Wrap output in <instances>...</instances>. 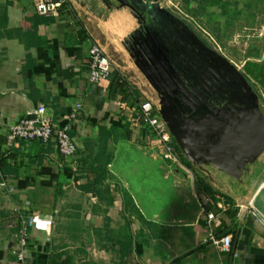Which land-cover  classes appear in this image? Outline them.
<instances>
[{
    "label": "crops",
    "instance_id": "0c3cea01",
    "mask_svg": "<svg viewBox=\"0 0 264 264\" xmlns=\"http://www.w3.org/2000/svg\"><path fill=\"white\" fill-rule=\"evenodd\" d=\"M36 1L0 0V171L6 182L0 186V264H15V231L8 223L17 207L35 216L31 264H264V150L238 178L194 162L222 173L201 175L205 186L192 185L182 203L175 179L133 173L146 164L148 139L162 158L158 138L135 121L129 105V92L141 84L137 72L149 80L134 50L145 37L143 17L118 0H65L57 15L40 14ZM205 6L212 36L251 35V43L242 44L248 50L242 72L227 65L249 87L251 102L259 101L252 84L264 85V0H206ZM95 42L113 61L99 82L89 79ZM151 101L169 128L162 102ZM40 106L76 142L71 160L61 156L54 138L8 139L10 125ZM217 178L243 190L256 187L248 203L237 198L240 208L233 209L215 194L224 192ZM171 182L179 188L164 205ZM148 187L158 200L152 206L142 204ZM208 212L215 214L211 221ZM225 233L232 236L229 252L211 240Z\"/></svg>",
    "mask_w": 264,
    "mask_h": 264
},
{
    "label": "rangeland",
    "instance_id": "374dc122",
    "mask_svg": "<svg viewBox=\"0 0 264 264\" xmlns=\"http://www.w3.org/2000/svg\"><path fill=\"white\" fill-rule=\"evenodd\" d=\"M205 1L206 0H128V2L134 5V8L139 11L144 20L145 37H142L138 43L140 41L152 43L162 52L163 57L170 63L173 69H175L176 73L180 71L179 73H181L182 77L185 79L186 84L190 85L192 88L195 87L198 92L201 91L205 93V96L212 97L213 95L209 91V87L212 84L209 83L208 85L205 83V80L209 78L208 64L210 62H212V65L214 64L211 58L214 57L213 59L216 58L224 62L227 61L226 63H231L233 67L242 72V69H244V59L248 55L246 52L248 51L247 48H244L242 44L246 46L249 45L252 38L251 35L242 37L238 34L231 39L223 40L218 39L216 36H212L213 32L210 31L209 27L211 23L207 21V18L204 16L205 13H207ZM188 15L192 16L195 20H190ZM205 31H210L212 33L209 32V35ZM232 49H235L238 54L232 51ZM189 66H192V71H188ZM237 70L235 71L237 72ZM137 73L136 81H139L141 84L140 88H134L133 92H129L130 95H133L131 96L130 107L137 111L140 107V103L146 100H153L156 102L159 100L161 105L160 95L157 93L152 83H150V79L148 78L149 80L147 81L145 76L140 72ZM220 86L221 85L218 87ZM252 90L257 100H259L260 103H262V101L264 103V99L261 97V94H264V85L253 83ZM179 103L180 102L177 101V104ZM165 104L168 105V101H166ZM179 106L185 109L184 106ZM175 115H173L174 118ZM167 120L168 124L171 125V117L168 116ZM169 131L172 135V145L176 150L179 161L170 162L163 157L160 158L158 152L150 150L151 148L149 145H151V142L150 139H148V141L144 143L147 147H142L148 155L145 156L148 158L144 159L146 160V164L140 168L133 169V173L147 174L153 177L156 174H163L168 175L169 178L175 179V181H177L176 183L180 184L179 187L181 189L178 190V193H180L179 195L181 198L179 200H181L182 203L186 200L187 191L192 190V185H195V189H198V186H205L201 175L218 173V176L220 175L219 173L222 172L220 169L213 166L210 167L204 163L198 165L194 164V161L188 158L181 147L178 141V135L173 134L171 131V126H169ZM151 154H154V157L156 156L157 166L155 165V160H151ZM262 156L264 157V154H262ZM218 182L221 181L218 179ZM221 184L223 185L222 191L224 192H221V194L219 193L220 190H216L215 194L218 196L223 195L224 202L228 203L233 209L240 208L239 202L243 200L248 203L256 187V185L252 183L251 185H247V188L243 190L240 187L241 184H236V182L227 184L221 182ZM168 187H170V189ZM179 187L177 184L176 186L173 185V182L166 186L164 205L171 204L170 191L176 192V189ZM150 191H152V188L148 187L147 195L145 194L147 201L142 202V204H147L149 206L157 204L158 200L155 195L156 193L154 194ZM237 198H240V201ZM247 207H249L247 208V210H249L251 204L247 205Z\"/></svg>",
    "mask_w": 264,
    "mask_h": 264
},
{
    "label": "water",
    "instance_id": "95a60500",
    "mask_svg": "<svg viewBox=\"0 0 264 264\" xmlns=\"http://www.w3.org/2000/svg\"><path fill=\"white\" fill-rule=\"evenodd\" d=\"M137 48L142 56L147 58V64L160 76L167 92L174 93L183 101L177 105L168 101V105L171 112L177 113L176 125L171 127V131L178 135V141L188 158L194 162L212 163L238 178L246 163L253 161L264 150V107L261 103L259 101L235 103L242 106L241 110L235 108L223 113L229 107V103L235 101L231 98L229 103L224 105L219 103L211 111L207 104V107L198 108L205 102V95L186 84L181 73H174L155 51L157 47L150 42L146 44L140 41ZM150 77L154 81L152 76ZM220 88L218 87L216 91ZM200 97H204V100ZM184 104L188 109L185 113L179 106ZM161 114L165 117L162 111Z\"/></svg>",
    "mask_w": 264,
    "mask_h": 264
},
{
    "label": "built area",
    "instance_id": "2783aa9c",
    "mask_svg": "<svg viewBox=\"0 0 264 264\" xmlns=\"http://www.w3.org/2000/svg\"><path fill=\"white\" fill-rule=\"evenodd\" d=\"M65 0H37L36 10L43 15H57ZM89 79L92 82H99L108 76L113 67V61L105 52L103 47L95 42L89 51ZM81 104H77L79 107ZM45 107L40 106L37 112L31 116H21L10 125L8 139L12 142H32L39 141L48 143L55 139V147L62 157L67 161L71 160L77 152V145L73 137L68 132L67 127H57L48 117L44 116ZM135 121L150 129L161 146V155L170 162H178V155L172 145V135L166 122L160 116L158 107L151 100L140 103L136 111ZM6 182L0 171V186H5ZM208 220L211 221L215 214L208 212ZM35 224V216L20 211L15 208L9 218L8 225L15 231V264H31L29 258L30 251V229ZM212 242L221 252H229L232 247L231 234L212 235Z\"/></svg>",
    "mask_w": 264,
    "mask_h": 264
},
{
    "label": "trees",
    "instance_id": "16d2710c",
    "mask_svg": "<svg viewBox=\"0 0 264 264\" xmlns=\"http://www.w3.org/2000/svg\"><path fill=\"white\" fill-rule=\"evenodd\" d=\"M121 3H124L126 5H130L128 0H118ZM228 63L216 59L213 65H210L208 67V73L209 78L205 80V83L209 85L211 83L212 85L209 87V91L212 93V97H208L206 104L208 106L218 105L222 99H226L227 97L229 99L233 98L235 100H239L241 102L244 101H253L251 99V93L249 87L246 85V83L241 80V77L236 75L235 70L227 65ZM117 81H119V78L115 79V86H118ZM210 81V82H209ZM226 83L227 85L221 87L218 91L217 88L220 84ZM200 94L203 96L206 95L205 93L199 91ZM215 93V94H214ZM210 95V94H209ZM206 97V96H205ZM207 98V97H206ZM210 99V100H209Z\"/></svg>",
    "mask_w": 264,
    "mask_h": 264
},
{
    "label": "flooded vegetation",
    "instance_id": "af4514ba",
    "mask_svg": "<svg viewBox=\"0 0 264 264\" xmlns=\"http://www.w3.org/2000/svg\"><path fill=\"white\" fill-rule=\"evenodd\" d=\"M147 44V43H146ZM137 46H138V43L136 44V46H135V48H134V50H135V54H136V56H137V59H138V61L140 62V65L142 66V63L144 64L143 66H142V68H143V71L145 72V74L148 76V78L150 79V81H151V83H152V85L155 87V89H156V91H157V93L160 95V98H161V102H162V106L164 107V114L166 115V116H169V117H171V118H174L172 115H175V111L172 113L171 112V108L169 107V105H166L165 103H166V101H171V102H174L176 105H177V101H179L180 103H183V101H181L174 93L173 94H169L168 92H167V89L164 87V84H163V81H162V79L160 78V76L157 74V72L156 71H154L153 69H152V67H150L147 63H148V60H147V58L146 57H143L142 56V54H141V52L138 50V48H137ZM155 51H157V53L164 59V61L166 62V64L170 67V69H172V71L174 72V73H176V71H175V69H173V67L170 65V63H168L167 61H166V59L163 57V54H162V52H160L158 49L156 50L155 49ZM210 65H212V63H209L208 64V67L210 66ZM146 67V68H145ZM191 68H192V66H189V68H188V71H190L191 70ZM178 71V70H177ZM180 71H178L177 73L178 74H180L179 73ZM149 73L151 74V75H149ZM150 76H152V78L154 79V81L151 79V77ZM227 85V84H226ZM225 85V86H226ZM163 87H164V89H163ZM195 88V87H194ZM222 88H223V86H222ZM196 89V88H195ZM191 93H192V91H190ZM196 92H198L197 90H196ZM215 94V93H214ZM207 98H205V100H207L208 99V96H206ZM200 99L201 100H204V97H200ZM210 100V99H209ZM231 100V99H230ZM229 98L227 97L226 99H222V101L220 102V104L221 105H224V104H226V103H229ZM233 100H235V99H233ZM206 102L207 101H205V102H202V104L201 105H199L198 106V108L199 107H207L206 106ZM235 103H241V104H243L241 101H239V100H235V101H233V103L231 102V103H229V107L228 108H226L227 110H225V111H223V113H227V112H230V111H232V110H235V108L237 109V110H241V108H242V106H240V105H237V104H235ZM184 107H185V109L183 110V113H185L186 111H188V109H187V106L184 104L183 105ZM216 106H217V104L216 105H211L210 107H209V110L211 111V109L212 108H216ZM234 106V107H233ZM180 111H182V110H180ZM177 114V113H176ZM173 122V124H176V121H175V118L173 119V120H171V123Z\"/></svg>",
    "mask_w": 264,
    "mask_h": 264
}]
</instances>
